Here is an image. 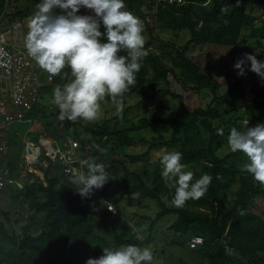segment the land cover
<instances>
[{
    "label": "trees",
    "instance_id": "16d2710c",
    "mask_svg": "<svg viewBox=\"0 0 264 264\" xmlns=\"http://www.w3.org/2000/svg\"><path fill=\"white\" fill-rule=\"evenodd\" d=\"M28 1L30 2L26 4L10 6L12 0H0V21L5 20L2 24L6 23L3 26H12L17 19L23 21L34 14L36 5L33 1ZM156 1L157 6L153 11L155 10L159 25L177 31L185 29L190 36L183 44L178 45L153 34L150 28L151 36L145 40L144 45L148 55L141 61L140 70L135 74V85L130 86L122 98L125 100L127 96L138 93L144 99H154L158 94H162L157 100L160 107H164L166 95L178 99L171 115L160 119L165 123L163 129L168 125L172 126L171 133L167 138L159 134V137L153 138L155 141L144 136H135V132L155 126L159 120L156 115L142 118L139 124L126 122V126L121 128L111 127L108 121L96 122L86 128L88 139L85 141L86 138H80L81 158L80 162L74 163L73 166L78 171L87 173V169L79 170L81 161L95 159L96 163L105 165L112 178L102 186V193L104 199L115 204V213L108 210L106 202L92 191L88 196L82 197L75 190L77 185L71 182L73 169L72 174L66 171L70 165L64 163L60 157L53 161L39 145L42 152L37 165L44 171L47 182L41 180L38 175H33L34 180L25 184L19 178L14 182L27 197H35L36 191L46 196L42 202L36 201L32 204L38 211L46 210L44 228L36 235L25 229L23 234L18 236L10 233L6 224L0 220L3 242L11 245L7 252L2 253L0 242V264H86L89 258L102 256L104 247L117 249L127 245L139 246L142 241L138 236V229L130 221L122 220L126 205L130 204L133 192L130 185L134 179L142 189L139 199L150 198L160 206L153 222L167 214L176 215L170 226L175 233L176 244H185L190 248L187 242L193 236H203L204 242L190 249L207 259L205 264H234L237 259L244 264H264V218L252 209L256 196L264 198V187L259 186L250 174L241 171L242 166L248 162L242 153L224 149L228 146L229 125L243 130L245 120L249 127L264 123V83L258 84L257 89H252L255 96L248 106L231 110L228 106L222 108L224 100L228 102L237 98L238 82L224 94H219L220 84L213 74L201 71L187 55V51L198 43L231 45L234 49L239 48L241 44L252 45L243 35L246 29L258 38L257 43L264 48V19L263 27L256 26L255 17L246 10L249 4H256L258 8L253 10H257L261 16L264 12V0H186L180 5L163 0ZM141 5L140 0L137 9L133 10L129 6L147 23ZM8 7L11 11H8ZM222 8L227 11L222 12ZM62 11L58 9L57 13ZM101 31H104L102 24ZM101 40L106 42V37L102 36ZM158 49H161V52H158ZM119 55L126 56L127 53L122 50ZM163 59H169L172 65L167 66ZM176 67L180 68L181 76H177ZM42 73L45 77L49 75L43 70ZM170 75L184 87H191L198 92L208 89L212 94L211 100L206 106H199L194 110L187 109L183 97L170 88ZM71 79V71L66 67L60 75L52 77L51 82L45 85L42 91L53 95L55 87H63ZM159 82H164L169 87L156 88ZM149 88L154 90L151 95L147 93ZM240 95L244 96L242 93ZM39 106V102L34 104L26 118L38 116ZM145 108L150 109L149 106ZM126 111L124 109L122 115H119L120 121H125ZM225 116L229 117L223 122ZM64 122L67 129L69 126L77 127L81 121ZM222 122H226V125L222 126ZM219 128L224 130L223 136L217 134ZM41 136L42 133L37 132L36 140L39 141ZM55 136L58 137L56 134ZM110 142L113 143L112 147L125 155L124 158L103 161L100 149ZM85 145L89 146V151ZM127 146L146 148L135 155L125 152ZM161 147L165 148V151L160 156L177 149L182 154L181 162L194 164L198 167L196 172L212 176V181L202 198L189 199L183 207L168 206L164 196L169 197L172 191L162 178L160 164L151 171L144 169L142 164L139 168H143V173L128 168V158L146 161L152 156L154 149ZM44 160L49 163L47 168L43 167ZM54 164L61 169L59 173L50 172ZM120 167L128 172L123 178H118ZM142 174L152 178L151 185L147 184ZM236 178L239 186L231 203L228 189ZM181 264L190 263L182 259Z\"/></svg>",
    "mask_w": 264,
    "mask_h": 264
},
{
    "label": "rangeland",
    "instance_id": "374dc122",
    "mask_svg": "<svg viewBox=\"0 0 264 264\" xmlns=\"http://www.w3.org/2000/svg\"><path fill=\"white\" fill-rule=\"evenodd\" d=\"M37 5L40 3V0H31ZM140 0H124L125 9L132 12L136 17L138 13L133 11L137 9ZM30 2L28 0H12L10 6L15 4L22 5ZM210 2V0H209ZM141 9L144 10L146 22L144 19L138 17L143 23V36L145 40L149 39L151 36V29L153 34H158L161 38L175 42L176 44H183L190 36L187 30L177 31L173 28H163L159 25L156 14H154L153 8H156V0H141ZM133 10L130 8V6ZM152 6V8H150ZM81 8L84 9L82 6ZM253 8H258L255 4H249L247 6V12L252 13L255 17L254 23L256 26L263 27L262 20L264 19V12L260 16L257 10ZM82 9V10H83ZM8 11H11V8L8 7ZM90 11L92 16L95 17V13L87 9V12ZM55 12H58V8L55 9ZM86 12V10H85ZM58 14V13H57ZM79 15V14H78ZM86 15V14H83ZM19 20V19H17ZM16 20V21H17ZM5 20L0 21V30H7L10 26H3L2 24ZM151 28V29H150ZM26 32V31H25ZM244 37H247V42H252V45L241 44L239 48L234 49L231 45H217L212 43H198L194 45L191 49L187 51L189 58L198 66L201 71L211 72L213 76L217 79L220 84L219 94H224L227 92L236 82H238L237 89V98L235 100H229L226 102L224 100V105L229 109H234L237 107L248 106L252 99L255 96V92L252 89H257L258 84L264 83V78H261L258 74L250 70L251 62L245 59L244 74L239 75V69L234 67L235 63L245 58L246 54L253 55L258 61L264 62V48L257 43L258 38L252 36L249 29H246L243 32ZM263 39H264V29H263ZM152 48V47H149ZM158 52H161V49H158ZM164 63L167 66H171L172 63L169 59H163ZM177 76H181L180 68L176 67ZM170 88L173 89L178 95L183 97L185 106L189 110H194L199 106H206L212 98V94L208 92L209 90H202L198 92L197 90L191 89V87H184L178 80L170 75ZM191 82V81H190ZM49 81L44 79V84H48ZM192 83V82H191ZM168 88V85H165L164 82H159L156 88ZM149 95L154 93L152 88L147 89ZM242 93L241 96L240 94ZM162 97V94H158L154 99H144L141 94L134 93L129 95L124 100L122 97H117L116 100L112 98H105L100 107V112L98 118L95 121L87 122L80 120L81 122L77 127L69 126L65 128V122H60L57 119L59 109L53 101V95H49L46 92L42 91V94L39 98V113L38 116L32 117L31 120H16L12 122L7 128L1 131L2 135L0 140L4 141L9 150L5 151V158L7 163L12 166V176L6 186L0 190V220H2L10 233H15L18 236H21L25 229L29 233L36 235L44 228V219L46 216V210H36L32 207V204L36 201L42 202L46 199V196L42 193L40 194L36 191L35 197H27L24 191H21L15 184L16 178L25 184L34 180L33 175H38L41 180L47 182L44 171L38 168V163L40 160L34 159L31 162V158L40 157L41 153L35 154L30 152L27 142L33 140L39 146H42L44 149L49 150V156L53 161L56 159L63 158V162L70 160L69 162L76 161L80 162L81 158V144L80 138L88 139V131L86 128L93 123H102L108 121L109 125L113 128H121L126 126V122H133L135 124L141 123L142 118H151L152 116H158L159 120L155 126L146 128L145 130L137 131L134 134L135 136H144L146 139L154 140V137H159V134H163L166 138L169 136L172 130V126L167 128L165 123L160 120L166 115H171L172 109L178 104V99L173 98L172 96H164V107L159 106L157 101ZM122 104L123 110L126 109L124 115L125 121H120V117L117 115V106ZM146 106H149L150 109L146 110ZM244 110V109H243ZM47 111V112H46ZM55 112V114H54ZM46 115H43L45 114ZM232 113L229 114L231 116ZM228 116V117H229ZM225 116L223 122L228 118ZM222 122V123H223ZM247 122L246 120L244 121ZM221 123V124H222ZM226 122L222 124L225 126ZM232 127L229 125L228 130L230 131ZM75 129V130H74ZM241 130V129H240ZM245 130V127L244 129ZM241 130V131H243ZM229 131H225L227 134ZM37 132L42 133L40 140H36ZM55 134L58 136L56 137ZM226 135V134H225ZM164 141V139H162ZM50 144H53V148H50ZM113 143H108L100 149V153L103 161H110L115 158H124L122 152H118V149L112 147ZM86 150L89 151V146L85 145ZM146 148V146H145ZM144 147L141 146H127L125 148L126 153H132L138 155L143 150ZM225 151L230 150L229 146L224 147ZM60 150V151H59ZM154 153L146 161L142 159L128 160L127 165L130 170H139L140 173H143L142 169L139 168L142 164L144 169L151 171L156 168L157 164H160L162 171V165L160 163L161 154L165 151V148H156ZM174 151H177L174 150ZM59 152L62 153L59 154ZM173 152V150L171 151ZM178 152V151H177ZM32 154V155H31ZM40 154V155H39ZM71 157V159H70ZM27 158L30 160L28 164ZM82 162V161H81ZM183 171L193 173L192 183L198 180L203 175L200 172H196L198 167L191 163H183ZM49 165L47 160L43 161V167L47 168ZM54 164L50 172L59 173L61 169ZM24 166L28 167L30 174L27 170H24ZM86 170V166H82L80 163L79 170ZM78 171V170H76ZM127 170L123 167H120L118 178H123L127 174ZM72 174V172H71ZM74 174V171H73ZM143 175V174H142ZM72 178V176H70ZM71 178H69L71 180ZM143 179L147 182L148 185L152 184V178L149 179L143 175ZM63 178L61 177V182ZM166 184L171 193L168 196H164L168 206H175L172 203L173 200V190L178 186L175 181H166ZM22 185V184H21ZM239 186V181L236 178L232 186L228 189L229 200L232 203L235 196L234 192ZM130 188L133 190L131 195L130 204L128 203L125 207L123 213V219L125 221H130L138 229V236L142 242L138 247L150 248L153 253V260L151 264H181V260H186L190 264H205L207 259L198 256L193 249H190L185 244H176L175 243V233L170 229L171 224L173 223L176 215L167 214L158 221L153 222L157 212L160 210L159 204L150 198L139 199L141 193V188L137 186V180L131 182ZM167 195V194H166ZM171 197V198H170ZM252 209L261 217L264 218V198L262 196H256L254 198V203L252 204ZM207 208V207H205ZM203 208V210L205 209ZM198 209H200L198 207ZM208 210V209H206ZM136 219L137 221H133ZM1 242V252H7L11 245L9 243H4L2 236L0 235ZM240 256V255H238ZM234 264H244V262L239 259L234 260Z\"/></svg>",
    "mask_w": 264,
    "mask_h": 264
},
{
    "label": "clouds",
    "instance_id": "9594fccd",
    "mask_svg": "<svg viewBox=\"0 0 264 264\" xmlns=\"http://www.w3.org/2000/svg\"><path fill=\"white\" fill-rule=\"evenodd\" d=\"M163 1L177 5L186 2ZM57 8L63 10L62 13L57 14ZM86 9L92 10L95 17L83 15ZM101 24L104 31H101ZM28 28L24 38L27 54L49 74V79L60 75L66 67L71 71V81L53 90L52 102L58 106L60 122L95 121L100 101L105 96L116 100L135 85V74L148 55L144 49L143 23L125 9L124 0H40ZM102 36L106 37V42H102ZM122 50L126 51V56L119 55ZM245 59L251 62L250 70L264 78V62L249 54L235 63L234 67L240 70L238 74H244ZM122 111L120 104L117 115H122ZM217 134L223 136L224 130L217 129ZM227 143L231 152H240L247 158L241 171L264 187V123L249 127L245 122L243 131L233 127ZM181 158L182 154L177 151L166 152L160 158L162 178L174 180L178 185L172 200L176 207H183L189 199L202 198L212 181L211 175L204 174L191 183L193 173L183 171ZM81 164L86 166L87 173L75 168L71 182L77 185L75 190L82 197L112 178L105 165L96 163L95 159L84 160ZM152 260L150 248L127 245L117 249L104 247L102 256L89 258L86 264H151Z\"/></svg>",
    "mask_w": 264,
    "mask_h": 264
},
{
    "label": "built area",
    "instance_id": "2783aa9c",
    "mask_svg": "<svg viewBox=\"0 0 264 264\" xmlns=\"http://www.w3.org/2000/svg\"><path fill=\"white\" fill-rule=\"evenodd\" d=\"M80 14L82 15V12ZM86 15L92 16L89 11L86 12ZM32 16L33 14L23 21H16L7 30L0 31V134L3 129L16 120H31V118H26V115L31 111L34 104L39 102L42 88L47 85L44 84V79L48 80L49 83L52 80V78L49 79V75L47 77L43 75L41 68L28 56L24 46V38L29 30L28 25ZM27 144L30 152L33 151L35 154L42 152L41 147L35 141L29 140ZM50 146V148L54 147L53 144H50ZM6 150H9L8 145L0 140V190L6 186L12 176V166L7 163L5 158ZM45 151L48 155L49 150L45 148ZM59 154L62 155L61 152ZM37 158V156H34V158H31V162ZM29 161L27 158L28 164H30ZM69 161L67 160L64 163L70 165L66 171L71 173L72 169L73 171L75 169L73 164L76 161ZM25 169L29 170L28 167H25ZM92 192L106 202L108 210L113 208L114 210L110 211L114 213L117 211L114 203L104 199L102 187L93 188ZM203 241L202 236L195 235L188 241V244L190 248H195Z\"/></svg>",
    "mask_w": 264,
    "mask_h": 264
}]
</instances>
